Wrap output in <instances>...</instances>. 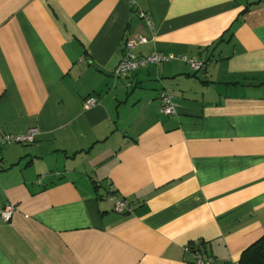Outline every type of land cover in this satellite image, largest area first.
Instances as JSON below:
<instances>
[{
  "label": "crops",
  "instance_id": "crops-1",
  "mask_svg": "<svg viewBox=\"0 0 264 264\" xmlns=\"http://www.w3.org/2000/svg\"><path fill=\"white\" fill-rule=\"evenodd\" d=\"M136 37L207 65L114 78ZM33 128L0 145V264L238 263L264 236V0H0V138Z\"/></svg>",
  "mask_w": 264,
  "mask_h": 264
},
{
  "label": "built area",
  "instance_id": "built-area-1",
  "mask_svg": "<svg viewBox=\"0 0 264 264\" xmlns=\"http://www.w3.org/2000/svg\"><path fill=\"white\" fill-rule=\"evenodd\" d=\"M140 18L145 20L146 23L150 25L149 19L143 13L140 14ZM144 42L145 40L140 37L126 40L124 45L125 52L123 54V57L115 68V70L113 71L114 78L126 77L129 74L137 71L139 68H143L146 66H159L161 64L168 63L171 60H178L188 64L189 68L193 72H199L207 65V62H201L195 59H188L184 56H165L160 53H152L146 57L138 58L133 54V50L137 45L142 44ZM172 98V94L168 91H161L158 95L160 103V112L165 116H174L176 114ZM95 105L96 99L94 98H87L84 100L83 103L85 109H89ZM37 133V129L33 128L28 130L25 135L14 136L7 134L0 138V145H7L11 143L18 145L32 144L35 140ZM106 199L108 202L111 203L113 212L121 215L129 212V204L127 201L119 199L113 194L108 195ZM15 212L16 208L12 205L7 204L2 210H0V218L2 219V221L8 222ZM185 251L191 254L193 259L192 264L212 263V259H204L199 250L186 248ZM229 264L237 263L231 262Z\"/></svg>",
  "mask_w": 264,
  "mask_h": 264
},
{
  "label": "trees",
  "instance_id": "trees-1",
  "mask_svg": "<svg viewBox=\"0 0 264 264\" xmlns=\"http://www.w3.org/2000/svg\"><path fill=\"white\" fill-rule=\"evenodd\" d=\"M237 264H264V236L242 252Z\"/></svg>",
  "mask_w": 264,
  "mask_h": 264
}]
</instances>
